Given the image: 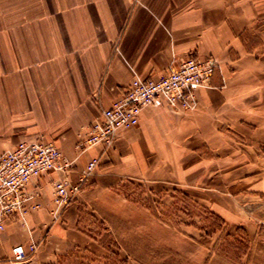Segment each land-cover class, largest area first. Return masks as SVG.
I'll list each match as a JSON object with an SVG mask.
<instances>
[{"label": "crops", "instance_id": "0c3cea01", "mask_svg": "<svg viewBox=\"0 0 264 264\" xmlns=\"http://www.w3.org/2000/svg\"><path fill=\"white\" fill-rule=\"evenodd\" d=\"M27 3L38 10L7 13L0 29V154L49 134L45 139L75 158L79 138H87L91 123L125 92L131 68L159 77L174 57L188 54L212 56L217 68L211 86L197 91L195 109H175L159 98L142 110L137 126L120 129L111 146L86 150L72 169L74 181L90 159L100 163L77 200L57 208L56 172L31 180L27 192L40 207L24 219L8 217L0 264H60L73 257L83 264L90 251L110 259L114 249L92 234L87 212L118 246L124 233L129 263L140 264L130 249L139 235L138 207L121 202L127 183L143 184L166 211L220 219L224 236L218 229L205 233L192 215L189 222L177 218L176 226L161 221L180 230V241L189 230L209 263L225 236L242 233L249 247L241 260L264 264V0ZM144 223L152 228V217ZM31 243L38 248L24 262L8 260L13 247L28 251Z\"/></svg>", "mask_w": 264, "mask_h": 264}, {"label": "built area", "instance_id": "2783aa9c", "mask_svg": "<svg viewBox=\"0 0 264 264\" xmlns=\"http://www.w3.org/2000/svg\"><path fill=\"white\" fill-rule=\"evenodd\" d=\"M216 68L217 62L212 56L199 59L193 54L174 57L167 72L159 77L142 76L131 68L133 75L125 92L91 123L89 135L78 142V153L73 159L54 142L40 139L22 140L13 149L0 154V235L6 229L10 215L18 214L24 219L31 209L40 207L39 203L32 202L34 194L27 192L31 180L58 173L59 177L54 181L55 204L58 209L69 204L79 197L100 163L98 157L90 159L74 181L72 169L86 150L98 145L111 146L117 132L137 126L142 110L159 98L175 109H195L198 106L197 91L211 86ZM37 248L35 243L29 245L28 251L23 245H17L8 260L24 262ZM4 259L0 253V261Z\"/></svg>", "mask_w": 264, "mask_h": 264}, {"label": "rangeland", "instance_id": "374dc122", "mask_svg": "<svg viewBox=\"0 0 264 264\" xmlns=\"http://www.w3.org/2000/svg\"><path fill=\"white\" fill-rule=\"evenodd\" d=\"M3 1L6 2L7 0H0V29L2 18H4L5 14H13L17 12L27 13L38 10V7H36L35 5L28 4V0H18L23 1V3L19 4L16 3L17 0H8L14 2L9 5H3ZM46 135L49 134H41L39 136V139L47 142H54L53 140L50 141L45 139ZM54 135L55 134H51L50 136L54 137ZM82 139L83 136L79 138V142ZM107 202L119 204L117 201H114V199H109ZM121 202L127 205L136 204L138 207L136 212L138 229L136 230L139 235L137 236L135 242L130 243V249L134 251L138 263L245 264V262L242 261L241 258L244 257V253L248 249L249 245L246 241L241 240L242 237L244 239L246 238L242 233L238 235L241 238H238L237 235H235L236 237L233 238H228L227 236H225L224 240L216 246V257L209 263L208 251L205 248L204 251H202L203 249L200 245L194 243L189 239V237L191 236L189 234V230H184L186 237L183 241H180L175 237L176 232L180 230L172 226V228H164L163 226L166 225L162 223L169 220L172 223H175L176 226V221L178 220L177 218L181 217L183 220H185V222H189L191 220L189 219V217L190 215H192V217L196 216L195 218L197 221L201 222L200 226L205 233H212L214 230L218 229V231L221 232V236H224L226 230L222 228L221 220L216 218V216L204 211H196L195 214H178L177 210L171 209L169 211H166L164 209V205L166 204L162 202L161 198L157 195L152 196L150 193H148V188L141 183L124 184V186L121 187ZM182 206L188 207L186 201L182 202ZM144 207H146L147 209H145ZM150 217H152L153 221L152 228L144 229V225L146 224L144 222L147 218ZM85 219L86 221L91 222L92 227L90 228V230L92 231V234H94V236H98V238L105 243L104 245L106 247L114 249V255H112L110 259H107L93 251H90L89 255L86 256V260L83 261V264H130L128 254L126 252L127 248L129 247V244H127L128 238L124 237V233L121 237L122 241H124L126 245L122 244V246H118L116 241L114 242L110 237V234L107 232L106 228H104L102 223L98 222L96 217L87 212L85 215ZM159 221L162 222L160 223ZM144 230H147L148 235H146ZM156 237H158L160 240L156 239ZM81 262L82 261L80 258L78 259L73 257V259L70 260H62L60 264H81ZM131 264H133V262H131Z\"/></svg>", "mask_w": 264, "mask_h": 264}]
</instances>
